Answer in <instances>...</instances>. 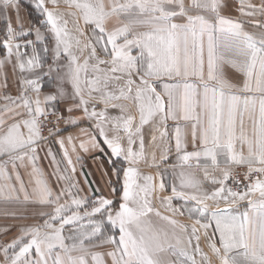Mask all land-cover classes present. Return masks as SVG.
I'll return each mask as SVG.
<instances>
[{"label":"snow or ice","instance_id":"1","mask_svg":"<svg viewBox=\"0 0 264 264\" xmlns=\"http://www.w3.org/2000/svg\"><path fill=\"white\" fill-rule=\"evenodd\" d=\"M63 3L34 0L41 19L25 27L21 0H0V202L42 218L10 241L0 229V264H212L202 237L218 264H264V0H238L235 17L229 0ZM81 153L107 157L118 205L84 194ZM166 188L171 215L152 202Z\"/></svg>","mask_w":264,"mask_h":264},{"label":"crops","instance_id":"2","mask_svg":"<svg viewBox=\"0 0 264 264\" xmlns=\"http://www.w3.org/2000/svg\"><path fill=\"white\" fill-rule=\"evenodd\" d=\"M251 2L253 3H258L259 0H251ZM229 3H231L233 5V7L225 9V14L226 15H231L233 17L238 16L239 13L235 10V8L238 6V0H229ZM60 10L61 11H68V9L66 8V6L63 3V0H61V6H60ZM20 15L23 19L24 25L25 27L28 26H35L38 24V22L40 21L41 17L40 14L38 12V10H36L34 8V0H21V9H20ZM242 19H248L246 17H241ZM69 19V29H73V23H72V18L68 17ZM256 19H260V17H256ZM0 26H4L3 25V16L0 15ZM81 27L83 28V23L81 21ZM109 27H111V24H109ZM246 30L253 32L256 35H259V30L253 26L250 25H246ZM87 29H85V32L87 33ZM82 39L84 40L85 43H87V37H82ZM51 47V45H50ZM87 53H85L86 55ZM4 55V51L2 48H0V57H2ZM49 60L51 58V53L48 54ZM4 72H6L9 76L10 80L14 81V76L15 74L12 72L11 69V65L6 66L3 69ZM225 75L226 77L231 81V82H238L239 80L242 79V76L240 73L236 72L235 69L231 68L230 66H225L224 69ZM15 91V90H14ZM84 127H87V124L84 125ZM73 135V136H77L79 134V129L78 128H73L70 129V131L66 132L65 135ZM149 136L147 135V130H146V135H145V146H146V152L147 153H151L153 151L156 152L157 157L159 158L160 152L163 148V142H161L160 140H157L156 142V146H152L149 144ZM78 143V141H77ZM54 151V150H53ZM58 146H57V152H58ZM107 151V149H106ZM81 155L84 156V161H83V173L87 174V178L88 181L91 184V187H89L87 184H85L84 182V175L80 172V165H77V178L81 181V186L84 188V194L92 197H100V196H104L107 198H110L114 201V205L119 203V198H120V194H117V192L115 191V193H112L111 189L114 187L117 190V185L120 186L121 189V182L118 181L111 172V168L112 165H110L107 162V157H105L103 154L100 153H92V154H84L81 153ZM93 156H100L101 159L99 161L94 160L92 157ZM41 157L42 159L40 160V165L41 167L44 169L45 173H51L52 168L49 166V161L47 158H43V153H41ZM59 158V156H58ZM73 159H75V157H73ZM172 159H174V153L172 154ZM102 163V168L104 170H107L108 175L107 176H102V170L100 168L97 167L98 164ZM141 170L145 173V174H155L156 170L154 168L149 167L147 164H141L140 165ZM22 175L24 176L25 180L28 179L27 176V171L24 168L20 169ZM49 180L50 183L52 184L53 188L57 187V184L54 182L55 181V177L49 176ZM111 181V183L109 184L108 181ZM170 194V190H168L166 188V191L164 193H157L154 197H153V205L159 209L162 213L166 214V215H171L170 213L166 212L164 210V208L161 206L160 204V198L162 196H166ZM174 205L178 204V201H174L173 202ZM246 201L241 205L242 207L246 206ZM39 210V206H35L32 204H28V203H23V204H13L11 206H5L3 204V202H0V229L4 228L7 225H12L13 226V233L12 235L8 236V240L10 241L14 235H16L17 233L15 232V228L20 226L21 224H34L37 222H40L42 220V218L40 216L37 215V212ZM15 213V217L13 215H5L4 213ZM20 217H26L27 219H19ZM175 219H177L180 223H184V224H191L192 221L190 219H188L187 216H176L173 217ZM0 241H2V237H0ZM201 246H204L203 251L205 253H207V255L209 256V258L212 261V264H218V261L216 260V257L211 253V250L207 248L208 244L206 242V240L202 237L201 238Z\"/></svg>","mask_w":264,"mask_h":264},{"label":"built area","instance_id":"3","mask_svg":"<svg viewBox=\"0 0 264 264\" xmlns=\"http://www.w3.org/2000/svg\"><path fill=\"white\" fill-rule=\"evenodd\" d=\"M2 29H3V27L0 26V30H2ZM61 127H64V126L61 125ZM53 150L54 151H57V146L56 145H53ZM236 171H237V173H242L243 172V169L238 168V169H236ZM238 178L243 182L244 178H243V175L242 174H240Z\"/></svg>","mask_w":264,"mask_h":264},{"label":"rangeland","instance_id":"4","mask_svg":"<svg viewBox=\"0 0 264 264\" xmlns=\"http://www.w3.org/2000/svg\"><path fill=\"white\" fill-rule=\"evenodd\" d=\"M116 192H117V194H120V186L119 185H117V190H116ZM152 202H153V200H152ZM119 203H117V204H115V205H118ZM155 207V206H154ZM156 208V207H155ZM162 214H164V213H162ZM164 215H166V214H164ZM201 248L203 249L204 248V246H201ZM207 248H208V250H209V247L207 246ZM197 259H199V256H197Z\"/></svg>","mask_w":264,"mask_h":264}]
</instances>
